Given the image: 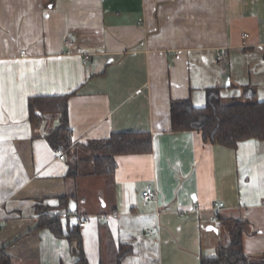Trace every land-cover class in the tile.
I'll return each instance as SVG.
<instances>
[{
  "label": "crops",
  "instance_id": "obj_1",
  "mask_svg": "<svg viewBox=\"0 0 264 264\" xmlns=\"http://www.w3.org/2000/svg\"><path fill=\"white\" fill-rule=\"evenodd\" d=\"M0 51V249L11 264L79 262L77 242L42 228V215L80 237L89 264H201L237 222L244 252L264 259V141L205 143L172 132L170 112L190 98L204 108L214 88L226 104L247 102V88L264 102V0H0ZM61 96L63 161L47 140L58 116L30 115L32 98ZM119 133H150L152 150L98 176L91 146Z\"/></svg>",
  "mask_w": 264,
  "mask_h": 264
},
{
  "label": "trees",
  "instance_id": "obj_2",
  "mask_svg": "<svg viewBox=\"0 0 264 264\" xmlns=\"http://www.w3.org/2000/svg\"><path fill=\"white\" fill-rule=\"evenodd\" d=\"M247 102L226 104L220 96V89H208L207 102L204 108L194 106L192 99L171 102L172 132L196 131L202 134L206 143L221 145L235 150L240 142L250 139L264 141V102L257 101L256 92L247 88L244 93ZM69 97L32 98L30 115L34 122L42 121L47 115L58 116L59 126L52 130L47 137L50 144L58 150L65 149L69 144ZM150 133H119L113 134L105 141L95 142L91 146L101 154L97 163V175L112 176L116 171V158L120 155L147 154L152 150ZM61 205L67 207V198L62 199ZM41 227L53 231L58 238L76 241L75 249L79 256L77 264H89L83 251L80 237L74 232L63 235L59 220L52 216H40ZM230 232V244L219 246L214 256L203 258L201 264H264V259L253 261L243 248L244 225L241 222L233 224ZM130 253V252H129ZM128 253V254H129ZM127 253L121 256L122 262ZM0 264H11L10 257L4 249H0Z\"/></svg>",
  "mask_w": 264,
  "mask_h": 264
},
{
  "label": "built area",
  "instance_id": "obj_3",
  "mask_svg": "<svg viewBox=\"0 0 264 264\" xmlns=\"http://www.w3.org/2000/svg\"><path fill=\"white\" fill-rule=\"evenodd\" d=\"M69 46H73V44L71 43H68ZM24 54V53H23ZM0 55H1V51H0ZM89 57L86 58V60L88 61ZM223 57L222 55L220 54L218 57H217V61H220L222 60ZM57 154L59 155V159L61 161L65 160V153L62 151V150H58L57 151ZM155 197V186L153 184H150L146 190L142 193V199L145 201V202H150L151 200H153V198ZM224 206V203L222 204H219L218 206V210H220L222 207ZM103 221L106 222V218H103ZM212 222L213 223H216V222H219V217H215L212 219ZM78 227L80 228H85L86 227V221L83 220L79 223ZM153 232H149V234L151 235Z\"/></svg>",
  "mask_w": 264,
  "mask_h": 264
}]
</instances>
